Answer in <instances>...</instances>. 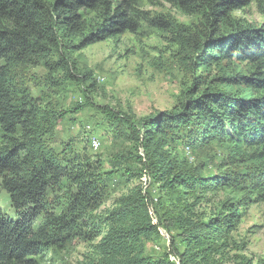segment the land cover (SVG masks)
<instances>
[{
    "label": "trees",
    "instance_id": "1",
    "mask_svg": "<svg viewBox=\"0 0 264 264\" xmlns=\"http://www.w3.org/2000/svg\"><path fill=\"white\" fill-rule=\"evenodd\" d=\"M158 1L173 4L194 22L172 28L141 8L145 0H0V191L16 213L11 218L0 207V264H44L46 253L75 240L87 245L83 264H217L215 257L226 247L222 226L182 213L168 217L182 250L172 259L145 252L146 243L158 234L157 225L170 230L163 206L171 203L174 187L193 186L184 180L194 172L173 174L175 162L160 149L177 140L203 147L207 138H216L230 143V153L240 156L241 163L264 159V23H244L233 15L251 3L264 7V0H146L151 5ZM142 23L176 35L195 64L218 70L205 78L191 76L192 86L180 93L171 110L128 121L131 137L138 126L148 149L147 169L136 170L145 169L161 181L165 199L151 208L152 202L131 190L99 212L111 178L100 171L94 156H60L51 148L49 140L63 115L51 110L48 93L59 88L60 77L90 80L93 86L90 76L81 78L71 49L135 33ZM242 65L247 70L237 72ZM41 68L45 72L37 75ZM217 85H240L252 94L237 96ZM136 163L144 167L141 158ZM255 185L264 187V175Z\"/></svg>",
    "mask_w": 264,
    "mask_h": 264
},
{
    "label": "rangeland",
    "instance_id": "2",
    "mask_svg": "<svg viewBox=\"0 0 264 264\" xmlns=\"http://www.w3.org/2000/svg\"><path fill=\"white\" fill-rule=\"evenodd\" d=\"M154 3L151 5L145 0L141 8L150 15L159 16L172 28L184 29L194 22L173 4ZM233 15L244 23H264V7L256 3ZM179 41L168 31L142 23L135 33L125 32L71 49L70 57L82 74L81 78L90 76L93 86L89 85L90 80L81 83L60 77L59 88L48 93L51 110L63 115L49 140L51 148L60 156L65 152L68 156L86 152L98 159L100 171L111 178L99 212L111 209L120 196L131 190L139 191L152 202L151 208L165 199L166 187H159L161 181H155L145 169L136 170V167L147 169L145 153L148 149L141 143L142 129L135 126L133 139L127 126L128 121L136 123L171 110L180 93L192 86L191 76L204 75L205 78L214 72V66L195 64L189 51L178 45ZM245 70V65L236 68L237 72ZM36 72L42 75L45 71L41 68ZM216 88L237 96L252 94L240 85H217ZM120 115L128 119L127 122L121 120ZM179 141L170 148H161L160 152L175 162L177 169L173 174L194 172L184 180L193 186L185 190L174 187L171 203L163 206L165 224L170 230L157 225L158 234L146 243V254L154 258L169 254L172 259V254L182 250L178 232L169 227L171 219H168L182 213L205 224L217 220L222 226L226 247L215 257L217 264H239L244 260L264 264V187L254 189L264 175V159L241 163L240 156L230 153V143H221L216 138H207L203 147L197 145L195 148ZM139 157L144 167L136 163ZM246 174L251 177H245ZM178 176L181 179L182 174ZM206 177L210 181L201 182ZM218 181H223L222 185L214 186ZM0 207L9 217L15 218V210L4 190L0 191ZM232 212L236 213L235 217ZM87 251L85 243L75 240L60 251L46 253L43 262L83 264Z\"/></svg>",
    "mask_w": 264,
    "mask_h": 264
},
{
    "label": "bare ground",
    "instance_id": "3",
    "mask_svg": "<svg viewBox=\"0 0 264 264\" xmlns=\"http://www.w3.org/2000/svg\"><path fill=\"white\" fill-rule=\"evenodd\" d=\"M92 141V140H91ZM97 143V142H96ZM93 145H94V142H93Z\"/></svg>",
    "mask_w": 264,
    "mask_h": 264
}]
</instances>
